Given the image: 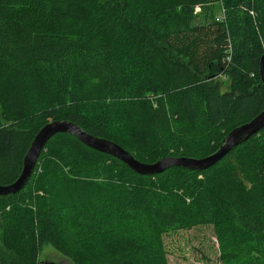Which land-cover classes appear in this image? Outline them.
Returning <instances> with one entry per match:
<instances>
[{"label": "trees", "instance_id": "obj_1", "mask_svg": "<svg viewBox=\"0 0 264 264\" xmlns=\"http://www.w3.org/2000/svg\"><path fill=\"white\" fill-rule=\"evenodd\" d=\"M263 54L264 0H0V184L54 120L142 162L206 157L264 110ZM202 226L224 264H264V128L209 168L158 174L62 132L0 195V264H43L46 245L74 264H169L165 235Z\"/></svg>", "mask_w": 264, "mask_h": 264}, {"label": "water", "instance_id": "obj_2", "mask_svg": "<svg viewBox=\"0 0 264 264\" xmlns=\"http://www.w3.org/2000/svg\"><path fill=\"white\" fill-rule=\"evenodd\" d=\"M260 75L264 84V54L260 61ZM264 128V110L251 121L234 128L223 140L214 153L203 158L163 157L153 163L142 162L118 143L95 136L85 131L77 123L69 120H54L46 123L36 134L26 156L20 176L10 184H0V195L14 194L22 190L30 180L38 159L48 141L57 133L67 132L75 135L83 143L98 151L115 156L126 163L132 170L140 174H158L170 167L182 166L190 169H206L223 158L234 147L257 134Z\"/></svg>", "mask_w": 264, "mask_h": 264}, {"label": "rangeland", "instance_id": "obj_3", "mask_svg": "<svg viewBox=\"0 0 264 264\" xmlns=\"http://www.w3.org/2000/svg\"><path fill=\"white\" fill-rule=\"evenodd\" d=\"M220 14V13H219ZM230 82H222L223 90ZM169 264H224L220 257L218 240L211 227L202 226L165 235ZM0 248L10 251V241L2 228L0 229ZM81 252L89 254L93 245L83 246ZM43 264H74L73 260L59 252L51 245L43 247L40 256Z\"/></svg>", "mask_w": 264, "mask_h": 264}, {"label": "built area", "instance_id": "obj_4", "mask_svg": "<svg viewBox=\"0 0 264 264\" xmlns=\"http://www.w3.org/2000/svg\"><path fill=\"white\" fill-rule=\"evenodd\" d=\"M225 18L224 11H222L220 14L217 16V20H223Z\"/></svg>", "mask_w": 264, "mask_h": 264}]
</instances>
